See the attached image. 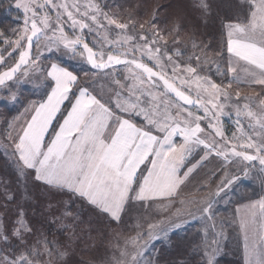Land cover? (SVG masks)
<instances>
[{"label": "snow or ice", "instance_id": "1", "mask_svg": "<svg viewBox=\"0 0 264 264\" xmlns=\"http://www.w3.org/2000/svg\"><path fill=\"white\" fill-rule=\"evenodd\" d=\"M227 4L189 0L161 27L158 14L139 22L105 0H15L23 20L0 32V102H17L21 84L35 74L44 87L0 128V156L15 175L14 183L0 182V264H68L69 245L40 234L27 211L33 200L54 211L65 196L110 222L124 223L137 205L149 212L158 206L136 217L105 264H160L159 251L148 256L149 247L170 239L189 217L211 224L194 245L199 260L184 264H218L216 237L224 233L215 231V205L257 164L261 192L242 196L234 216L242 264H264V0ZM193 13L220 21L211 61L213 45L197 43L195 30L187 37L192 54L182 47ZM58 53L78 57L88 70L51 58ZM212 63L216 72L202 74ZM241 86L260 91L242 94ZM233 113L235 130L227 136L222 118ZM216 160L215 191L184 195L199 169Z\"/></svg>", "mask_w": 264, "mask_h": 264}, {"label": "rangeland", "instance_id": "2", "mask_svg": "<svg viewBox=\"0 0 264 264\" xmlns=\"http://www.w3.org/2000/svg\"><path fill=\"white\" fill-rule=\"evenodd\" d=\"M1 1V0H0ZM3 11L8 13L13 22L6 24V32L10 33L12 29L18 28L22 24L23 15L22 11L16 9L15 0H3ZM114 11L132 12L134 17L139 22H144L153 14H158L159 19L157 23L165 26V17L174 13L178 7L189 2V0H105ZM221 3L222 8L228 7L227 0H217ZM1 3V2H0ZM119 6H122L119 7ZM223 15V12L220 13ZM21 21H20V18ZM220 21L200 19L198 14H191L189 16V26L183 33L184 45L187 48V54L191 55L193 49L191 42L187 39L190 33L195 30L197 36V43L203 41L204 44L211 43L212 48L207 50V56L211 61L214 53L217 50V45L221 44ZM0 32H2L0 30ZM5 32V31H4ZM91 39V38H89ZM170 39V37H169ZM3 47V45L1 46ZM44 55L47 57L48 53ZM65 66L75 68L77 70L87 71L89 66L80 61L79 58H73L71 55L56 54ZM49 62L48 59L44 60V64ZM204 75L216 72V65H204ZM37 75H33L31 80L23 82L19 88V100L17 102H8L5 105L0 102V128L4 127V121H12L13 117H17L23 105L29 100L39 99L43 95L42 77L37 79ZM216 78L215 76L213 77ZM100 83H103L101 81ZM235 85L233 88L235 89ZM240 91L242 94H251L259 92L260 89L249 88L241 86ZM234 95V92H233ZM3 96V93H0ZM228 111L227 109L225 110ZM139 119V118H138ZM235 114L231 116H224L222 118L223 128L226 130L227 136H231L235 130ZM244 123H247L245 121ZM3 150L0 149V152ZM235 167V166H233ZM259 165L257 164L251 170L248 177L243 178V182L231 190L227 197L220 200L215 205L217 215L215 218L216 232L223 230V237H216L220 241V251L217 254L218 264H242V248H243V233L239 227L238 217L234 216V210L238 207L237 201H240L242 196H248L256 199L261 192V185L259 179ZM15 175L13 168L9 163H6L4 158L0 156V182H13ZM219 183V177L205 188L196 191L193 194L197 198L205 196L209 190L215 191L216 184ZM232 201L228 203L227 201ZM57 201H63L62 204L55 205L56 210H49L46 201L36 202L31 201L30 206L27 208L29 219L32 225L39 230V233L47 237L48 240L59 241L61 244L69 245L71 253L68 264H105L107 258L114 254V249L118 243V237L125 235L129 232L131 225L135 222L136 217L144 215L149 217L152 212L158 211V206H154L152 212L140 209L137 205L131 209L129 215L125 217L124 223L110 222L109 220L97 216L86 204L79 200L75 202L68 201V198L57 197ZM240 202H246L240 201ZM4 200L0 198V205L4 204ZM64 205L68 207L65 208ZM179 206V205H177ZM8 207L15 209V205ZM5 211L0 208V213ZM69 212L71 217L62 216L61 213ZM197 217L199 213L196 214ZM223 222V223H222ZM211 222L200 219L188 218L181 227L169 233L170 239H161L154 242V247L150 246L148 249V256H155L159 251L162 259L160 264H184L185 261L199 260L196 255L194 245L204 238V226L209 225ZM71 237V240H69ZM208 239H211V232ZM47 258V257H45Z\"/></svg>", "mask_w": 264, "mask_h": 264}, {"label": "crops", "instance_id": "3", "mask_svg": "<svg viewBox=\"0 0 264 264\" xmlns=\"http://www.w3.org/2000/svg\"><path fill=\"white\" fill-rule=\"evenodd\" d=\"M32 101V100H29ZM29 101L26 102L23 107L21 108V110L19 111L18 116H20L22 113H24L25 108L28 106ZM222 159V158H219ZM219 168V160L216 161H212L210 163L205 164L201 169H199V171L195 174V178L192 181V184H190L187 188H185L184 190V195H188V194H193L196 191L202 189V188H197L194 187V185H197L199 183L205 184V185H209L212 181V172L218 170ZM205 188V187H204Z\"/></svg>", "mask_w": 264, "mask_h": 264}, {"label": "trees", "instance_id": "4", "mask_svg": "<svg viewBox=\"0 0 264 264\" xmlns=\"http://www.w3.org/2000/svg\"><path fill=\"white\" fill-rule=\"evenodd\" d=\"M3 0H1L0 2V30L2 32H6L7 30L6 29V24L8 23H11L13 22V18L8 14L6 13L5 11H3ZM20 18V17H19ZM20 21H21V18H20ZM2 45H0L1 47Z\"/></svg>", "mask_w": 264, "mask_h": 264}]
</instances>
